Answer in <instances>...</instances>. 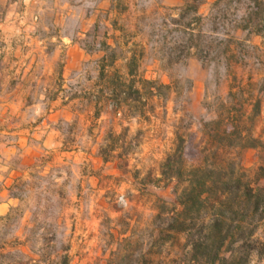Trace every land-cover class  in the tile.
Instances as JSON below:
<instances>
[{
    "label": "rangeland",
    "instance_id": "374dc122",
    "mask_svg": "<svg viewBox=\"0 0 264 264\" xmlns=\"http://www.w3.org/2000/svg\"><path fill=\"white\" fill-rule=\"evenodd\" d=\"M214 1L0 0V264H198L170 229L173 182L160 174L177 133L235 122L256 140L236 161L264 187V36L232 30L231 61L169 60L175 8L207 18ZM101 42L118 75L133 54L153 80L129 105L99 78Z\"/></svg>",
    "mask_w": 264,
    "mask_h": 264
},
{
    "label": "trees",
    "instance_id": "16d2710c",
    "mask_svg": "<svg viewBox=\"0 0 264 264\" xmlns=\"http://www.w3.org/2000/svg\"><path fill=\"white\" fill-rule=\"evenodd\" d=\"M232 1L241 2L215 0L212 10L216 12H210L207 18L199 13L197 3L186 2L176 7L177 18L171 21L174 28L167 32L171 38L176 31L182 35L171 44L169 60L178 63L182 58L194 56L206 64H217L222 59L231 61L233 46L238 44L232 30L239 28L264 36V0H244L243 13L237 20L227 18ZM228 23L232 26L227 27ZM205 25L209 27L204 29ZM220 29H223L221 37ZM100 50L104 53L97 59L99 78L107 82L112 99L126 105L138 100L137 83L153 80L137 76L133 54L126 60L124 75H118L113 47L101 42ZM209 131L200 136L194 131L177 133L174 148L160 164L162 178L173 182L177 205L168 215L172 221L170 229L184 232L191 261L250 264L253 253L264 255V238L257 235L264 224V187L246 175L236 161L234 148L243 142L255 147L256 140L240 133L233 121L226 122L224 129Z\"/></svg>",
    "mask_w": 264,
    "mask_h": 264
},
{
    "label": "crops",
    "instance_id": "0c3cea01",
    "mask_svg": "<svg viewBox=\"0 0 264 264\" xmlns=\"http://www.w3.org/2000/svg\"><path fill=\"white\" fill-rule=\"evenodd\" d=\"M262 185H264V181L262 182ZM7 204L6 203H0V213H4L6 211Z\"/></svg>",
    "mask_w": 264,
    "mask_h": 264
}]
</instances>
